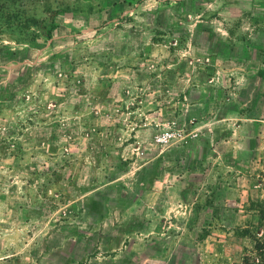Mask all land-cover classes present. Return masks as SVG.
Listing matches in <instances>:
<instances>
[{
    "label": "rangeland",
    "instance_id": "1",
    "mask_svg": "<svg viewBox=\"0 0 264 264\" xmlns=\"http://www.w3.org/2000/svg\"><path fill=\"white\" fill-rule=\"evenodd\" d=\"M259 213L264 0H0V264H240Z\"/></svg>",
    "mask_w": 264,
    "mask_h": 264
},
{
    "label": "trees",
    "instance_id": "2",
    "mask_svg": "<svg viewBox=\"0 0 264 264\" xmlns=\"http://www.w3.org/2000/svg\"><path fill=\"white\" fill-rule=\"evenodd\" d=\"M258 205V209L262 212V208ZM264 224V217L262 214H258L257 225L251 226V229H245L242 231L252 241L250 248H243V252L240 256V264H264V230L260 227ZM261 229V233L257 231Z\"/></svg>",
    "mask_w": 264,
    "mask_h": 264
},
{
    "label": "built area",
    "instance_id": "3",
    "mask_svg": "<svg viewBox=\"0 0 264 264\" xmlns=\"http://www.w3.org/2000/svg\"><path fill=\"white\" fill-rule=\"evenodd\" d=\"M172 133L169 130H164L158 134H155L154 140L160 145H165L169 143L170 139L172 138Z\"/></svg>",
    "mask_w": 264,
    "mask_h": 264
}]
</instances>
